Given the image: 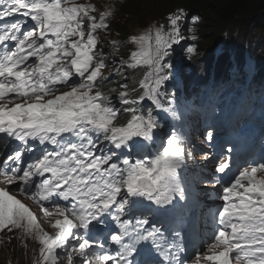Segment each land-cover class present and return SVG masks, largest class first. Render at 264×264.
<instances>
[{"label": "snow or ice", "instance_id": "6c2138e0", "mask_svg": "<svg viewBox=\"0 0 264 264\" xmlns=\"http://www.w3.org/2000/svg\"><path fill=\"white\" fill-rule=\"evenodd\" d=\"M95 11L77 0H0V230L33 237L40 264H264V162L235 164L232 147L214 168L223 203L206 253L182 260V233L169 241L148 226L147 215L174 211L195 191L182 125L165 133L159 119L182 120L162 97L186 13L132 35L127 59L109 61L97 33L110 32L112 13ZM112 46L115 55L120 44ZM196 52L188 47V59ZM18 196L39 205L54 234Z\"/></svg>", "mask_w": 264, "mask_h": 264}, {"label": "trees", "instance_id": "16d2710c", "mask_svg": "<svg viewBox=\"0 0 264 264\" xmlns=\"http://www.w3.org/2000/svg\"><path fill=\"white\" fill-rule=\"evenodd\" d=\"M126 3L128 4L125 7ZM126 3L122 8H132L131 18H127L122 24H119L120 22L112 23L114 31L123 35L120 40H125L128 34L136 29L146 32L153 24H164L167 28L169 14L175 13L179 9L185 11L186 17L181 22V32L187 38L189 28H195V35L199 38L194 43L197 46V52L191 59L184 61L187 63L182 67H179L178 64L185 56V48L182 51L179 48L171 50V54L167 58V62L173 65V74L185 79L182 82L183 85L189 83L186 78H191V76L203 79L223 74L226 71L224 68L230 64L226 55L240 63L241 67H243V60L247 55L252 60L253 66L264 61H258V56H261L259 52L264 48V37L260 39L254 34L264 33V0H126ZM152 5L154 10L148 15L153 14V16L148 17L146 15ZM144 17V22L138 23L135 28L128 29L132 19L141 20ZM194 17H198L196 24L192 23ZM202 38L206 39L205 42L201 41ZM188 42L193 44L191 39ZM219 47L225 53L214 56L213 52ZM193 80L196 79L192 78ZM263 81L264 68L255 70V76L247 91L249 93L257 92V86ZM11 256L14 259V264L28 263L27 256L20 247L12 248Z\"/></svg>", "mask_w": 264, "mask_h": 264}, {"label": "rangeland", "instance_id": "374dc122", "mask_svg": "<svg viewBox=\"0 0 264 264\" xmlns=\"http://www.w3.org/2000/svg\"><path fill=\"white\" fill-rule=\"evenodd\" d=\"M128 1H132V0H128ZM78 3H85V4H89L91 6H93L96 11L93 12V15L97 16V18H99V15L104 13V12H110L112 13L109 17H108V22H109V25H110V32L107 31V30H98V49H100L101 51H103L107 57H108V60L109 61H112V60H116V61H119L121 59H127V57L123 56L122 53H119V52H116L115 55H113V46H112V41H117L116 39V34L114 32V29H113V24H118V22H120L119 24H122L123 22H125L127 20V18H131L130 15L132 13V8H120V6L124 5L126 3V1L124 0H77ZM129 3V2H128ZM126 3L124 6L126 7V5L128 4ZM154 10L153 8V5L150 7V10L147 12V15L148 17H151L153 16V14H149L148 13H152ZM145 21V17L142 18L141 20H137V19H132L128 25V29L129 28H135L137 26L138 23L140 22H144ZM125 24V23H124ZM123 24V25H124ZM190 29V28H189ZM140 34V33H138ZM183 34V32H182ZM251 34V33H249ZM255 34V37H259L260 39H262L264 37V33L262 32L261 34ZM191 35H193V33L191 31L188 30V33H187V38L183 39L182 41L184 40H189ZM197 40H199V38H197ZM197 40L193 41V44H190V43H186L185 46V56L182 60V62L179 63V67H182L184 66L185 63L187 62H184V61H187L188 59V56H187V48L188 47H194V48H197V46L194 44L197 42ZM205 38H202V42H205ZM181 41V42H182ZM126 44V43H125ZM125 44H123L125 46ZM127 48V47H126ZM134 50V49H132ZM131 49L127 48V51L125 52V54L129 55V53L132 51ZM222 53H225L223 52V50H221V48H216L215 51L213 52V55L214 56H217V55H220ZM260 55L261 56H258V61L259 60H264V48L262 50H260ZM227 59H228V64L227 67H231L233 65V74L232 76L235 77L237 74L235 72L238 71V67L240 66V64H238L235 60H232L230 58H228V55H226ZM247 60L250 61L249 62H246L245 65H244V70L247 72V73H251V67H253V62L250 58L247 57ZM117 65H113L112 68H109V69H105L104 70V73L105 75H108L110 72H113L115 67ZM226 67V68H227ZM221 75V73L219 74ZM130 83V82H128ZM116 103L118 104V100H116V96L113 98ZM203 113H207L209 114V107L208 108H205ZM202 113V114H203ZM218 119H215V121L209 125V128H212V132L213 133H217L218 136L214 139V142L213 143H217L220 139L224 138V136H226V130L224 129L223 126H221L220 124H218L217 122L218 121H221L223 120V117H222V114L219 113L218 114ZM255 117H251L250 120L251 121H255ZM256 125H264V118L261 119V120H257L255 122ZM226 125H229V123H227ZM201 124L199 125V128H201ZM201 130V129H200ZM205 129H203L204 131ZM193 142H195L196 144H198L199 142H196L195 140H193ZM197 150L200 151L202 150V148L200 147H197ZM204 153L206 152L205 150L203 151ZM46 227H50L49 223L46 224ZM14 229L11 231L13 232ZM47 232H49V234H54V232L50 231L49 228L48 230H46ZM9 231L7 229H4V230H0V264H4L5 262L7 261H12V258H11V254H10V250H9V244L7 243V241L5 240L6 237L9 236ZM190 260V259H189ZM40 261H41V257L38 256V258L36 260H34L33 264H40Z\"/></svg>", "mask_w": 264, "mask_h": 264}, {"label": "bare ground", "instance_id": "6f19581e", "mask_svg": "<svg viewBox=\"0 0 264 264\" xmlns=\"http://www.w3.org/2000/svg\"><path fill=\"white\" fill-rule=\"evenodd\" d=\"M232 38H233V36H232ZM227 51H231V50H227ZM234 53V52H233ZM230 54V53H229ZM261 68H264V61H261L259 64H257V65H255L254 66V68L253 69H251L250 71H253V70H257V69H261ZM122 121V120H121ZM120 121V122H121ZM193 148H195V147H193ZM193 148H191V150H193ZM195 150V149H194ZM196 150H197V148H196ZM196 153H198V151H196ZM201 181L202 180H204V179H201V178H199ZM152 215V214H151ZM150 216V215H149ZM169 227V233L171 234L172 233V231H171V229H170V226H168ZM195 229V231L197 230V228H194ZM211 229V228H210ZM199 231L197 230L196 231V233H198ZM169 235V234H168ZM191 241H192V239H191Z\"/></svg>", "mask_w": 264, "mask_h": 264}]
</instances>
